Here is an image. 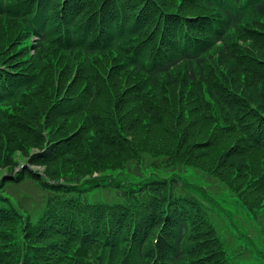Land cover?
I'll use <instances>...</instances> for the list:
<instances>
[{"label":"trees","instance_id":"1","mask_svg":"<svg viewBox=\"0 0 264 264\" xmlns=\"http://www.w3.org/2000/svg\"><path fill=\"white\" fill-rule=\"evenodd\" d=\"M181 166L264 218V0H0V264H236Z\"/></svg>","mask_w":264,"mask_h":264},{"label":"rangeland","instance_id":"2","mask_svg":"<svg viewBox=\"0 0 264 264\" xmlns=\"http://www.w3.org/2000/svg\"><path fill=\"white\" fill-rule=\"evenodd\" d=\"M30 150L35 148L31 147ZM14 157L17 165L26 160L21 150H16ZM132 161L128 162V165L131 163L134 167L136 161ZM30 167L43 170L41 165L33 164ZM179 170L169 176L167 187L172 186L177 193L199 197L209 209L211 220L223 241V247L233 261L236 264H264V218H254L222 183L200 170L189 166H181ZM5 171V167H0V172ZM8 190L14 192L27 210H36L42 205V192L29 181L10 186Z\"/></svg>","mask_w":264,"mask_h":264}]
</instances>
